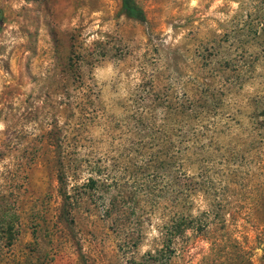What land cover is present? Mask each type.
Returning a JSON list of instances; mask_svg holds the SVG:
<instances>
[{"label": "rangeland", "instance_id": "rangeland-1", "mask_svg": "<svg viewBox=\"0 0 264 264\" xmlns=\"http://www.w3.org/2000/svg\"><path fill=\"white\" fill-rule=\"evenodd\" d=\"M136 1L0 0V264H264V0Z\"/></svg>", "mask_w": 264, "mask_h": 264}, {"label": "trees", "instance_id": "trees-1", "mask_svg": "<svg viewBox=\"0 0 264 264\" xmlns=\"http://www.w3.org/2000/svg\"><path fill=\"white\" fill-rule=\"evenodd\" d=\"M123 11L133 17H138L142 20L146 19L145 13L142 8L139 6L136 0H121ZM165 116L167 118H176L182 117L183 120L190 118H195V109L193 108H183L175 107H164ZM157 110H152L153 118H157ZM197 113V112H196ZM164 120L163 124L157 126V124L145 125L141 122L143 127H149L153 133L152 136V155H155L154 158H157L159 154H165L171 159L186 158L187 154H192L195 156V127H191L188 124V121L182 124H176L175 120ZM182 120V121H183ZM179 163V162H178ZM181 171L180 176L177 178V185L179 187L180 199L185 203L191 202L195 198V174L191 175L186 170L183 169V164H180ZM12 230V225H9ZM14 236L10 234L8 244H11L14 241Z\"/></svg>", "mask_w": 264, "mask_h": 264}]
</instances>
